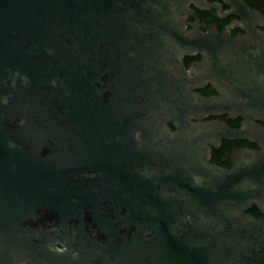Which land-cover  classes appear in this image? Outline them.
<instances>
[{"label":"water","instance_id":"obj_1","mask_svg":"<svg viewBox=\"0 0 264 264\" xmlns=\"http://www.w3.org/2000/svg\"><path fill=\"white\" fill-rule=\"evenodd\" d=\"M191 3L216 7L0 0V264H264L251 150L207 146L264 126L202 121L229 96L264 114V32L187 30ZM196 53L236 93H193Z\"/></svg>","mask_w":264,"mask_h":264},{"label":"flooded vegetation","instance_id":"obj_2","mask_svg":"<svg viewBox=\"0 0 264 264\" xmlns=\"http://www.w3.org/2000/svg\"><path fill=\"white\" fill-rule=\"evenodd\" d=\"M207 8H199L191 3L190 8L195 16L189 15L186 19V29L193 30L197 28L201 32H208L210 29L217 30L218 34H229L232 37L245 35L249 30L256 28L264 32V0H206ZM197 19V20H196ZM203 56L200 53L185 55L183 63L192 84V92L203 97H214L220 95V91L236 93L237 85L230 84L240 81L239 78H222V81L215 79L211 75L210 65H201ZM226 72V71H225ZM247 83H253V80ZM245 82V83H246ZM222 83H224L222 85ZM229 83L230 87L226 84ZM245 91L253 90L254 87L243 86ZM251 88V89H250ZM257 88V87H255ZM233 89V90H231ZM227 101V102H226ZM225 101V106L216 109L217 114H207L203 117L204 122H215L217 124H226L230 128L239 129L251 124H261L264 126V114L257 111L241 112L236 110L238 107L233 96ZM257 107H254L256 110ZM257 117V118H256ZM261 117L262 119H258ZM196 122V119H192ZM171 125V124H170ZM172 126V125H171ZM173 128V126H172ZM250 138H226L221 137L218 142H208L209 161L223 169H231L235 160L239 157L240 149L251 150V163L253 164L252 180L258 184L260 179L264 180V171L260 172L259 168L264 167L263 140L258 135L250 134ZM264 198V196L262 197ZM264 201V199H263ZM264 203L259 201L252 203L246 210L257 219L264 220Z\"/></svg>","mask_w":264,"mask_h":264}]
</instances>
